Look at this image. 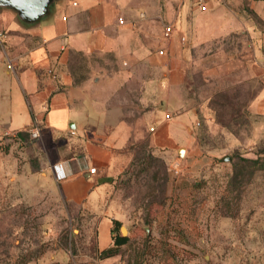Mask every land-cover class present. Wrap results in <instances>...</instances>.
<instances>
[{"label":"rangeland","instance_id":"374dc122","mask_svg":"<svg viewBox=\"0 0 264 264\" xmlns=\"http://www.w3.org/2000/svg\"><path fill=\"white\" fill-rule=\"evenodd\" d=\"M193 2L131 1L149 65L111 93L133 130L115 150L120 170L106 194L128 243L99 260L96 221L63 204L37 139L0 132V264H264V140H254L247 111L256 91L243 74L249 51L233 37L199 46L181 44L175 35L164 39V26L181 30L178 13L187 15ZM171 59L180 65L182 83L166 82L161 113L172 116L163 119L170 135L186 139L169 148L152 142L156 118L137 125V105L141 78H150L155 113ZM76 62L78 81L92 69L117 70L110 54Z\"/></svg>","mask_w":264,"mask_h":264},{"label":"crops","instance_id":"0c3cea01","mask_svg":"<svg viewBox=\"0 0 264 264\" xmlns=\"http://www.w3.org/2000/svg\"><path fill=\"white\" fill-rule=\"evenodd\" d=\"M131 1L53 0L33 22L0 7V132L17 137L33 125L39 128L35 144L47 158L59 197L76 217L92 215L99 251L112 245L113 220L121 223L106 205V194L120 170L115 150L124 146L133 130L122 117L123 110L111 104V93L137 67L149 65L148 49L134 29L135 19H141L135 18ZM178 14L182 29L172 26L177 40L185 38L181 44L199 46L228 37L245 43L249 53L242 58L243 74L256 89L247 111L255 120L254 140H264V0H222L211 2L204 12L195 8L185 16ZM94 54L112 55L117 70L109 75L92 69L78 81L76 58ZM170 61L169 74L156 90L160 98L155 113L150 78L139 77L144 85L137 105V125L156 118L152 142L169 148L186 139L171 136L169 123H163L167 114L161 113L167 102L163 87L166 82L182 83L180 65Z\"/></svg>","mask_w":264,"mask_h":264},{"label":"water","instance_id":"95a60500","mask_svg":"<svg viewBox=\"0 0 264 264\" xmlns=\"http://www.w3.org/2000/svg\"><path fill=\"white\" fill-rule=\"evenodd\" d=\"M53 0H0V7L8 8L28 22H33L43 16ZM227 160L228 158H223ZM120 236L126 237L127 230L120 226Z\"/></svg>","mask_w":264,"mask_h":264},{"label":"built area","instance_id":"2783aa9c","mask_svg":"<svg viewBox=\"0 0 264 264\" xmlns=\"http://www.w3.org/2000/svg\"><path fill=\"white\" fill-rule=\"evenodd\" d=\"M219 1H222V0H194L193 3H194V5L196 6V8L199 11L204 12V11H206L208 9L209 4L211 2H219ZM119 23L122 24V20L121 19H119ZM174 33H176V32H175V29L173 28L172 25H166V26H164V28H163V36H164L165 39H169ZM179 41L180 42H184L185 41V38L183 36H180L179 37ZM157 54L159 56H164L165 55L163 50H159L157 52ZM7 68L8 69H11V64L10 63L7 64ZM49 73H50V71H49ZM164 119L166 121H170L172 119V116L169 115V114H166L164 116ZM154 130H155V126H152L150 128V131L153 132ZM26 131L28 132L30 138H32V139H38L39 136H40L39 128L36 125L31 126ZM89 171H90V173H93L94 172V169H90Z\"/></svg>","mask_w":264,"mask_h":264},{"label":"trees","instance_id":"16d2710c","mask_svg":"<svg viewBox=\"0 0 264 264\" xmlns=\"http://www.w3.org/2000/svg\"><path fill=\"white\" fill-rule=\"evenodd\" d=\"M16 135L19 138H23L25 135L29 136V134H28V132L26 130L24 132H19ZM242 161L243 162H247V163H253V164H258L260 162V160H248V159H244ZM261 165H262V169H264V163L261 164ZM153 197H154L153 195L150 196L151 199ZM120 226H121V223L119 221L113 220L112 245L109 248H107V249H104V250H101V251L98 250L97 258L99 260H106V259H109L111 257H114V256L118 255L120 247L128 243L129 238L128 237H121L120 234H119Z\"/></svg>","mask_w":264,"mask_h":264}]
</instances>
